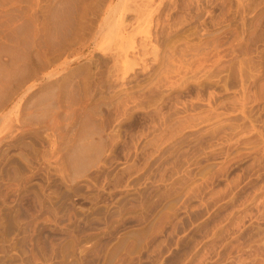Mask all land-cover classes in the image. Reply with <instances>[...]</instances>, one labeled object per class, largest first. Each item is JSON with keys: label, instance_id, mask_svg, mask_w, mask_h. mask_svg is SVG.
<instances>
[{"label": "rangeland", "instance_id": "374dc122", "mask_svg": "<svg viewBox=\"0 0 264 264\" xmlns=\"http://www.w3.org/2000/svg\"><path fill=\"white\" fill-rule=\"evenodd\" d=\"M0 264H264V0H0Z\"/></svg>", "mask_w": 264, "mask_h": 264}]
</instances>
